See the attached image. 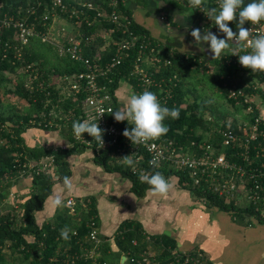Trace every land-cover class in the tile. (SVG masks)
<instances>
[{"label":"trees","instance_id":"1","mask_svg":"<svg viewBox=\"0 0 264 264\" xmlns=\"http://www.w3.org/2000/svg\"><path fill=\"white\" fill-rule=\"evenodd\" d=\"M44 1V5L36 10V14H31L28 11L30 6L27 0H0V4L3 5L0 7V15L4 16V14L9 13L17 18H24L34 24L38 30L46 32L52 18L49 17L46 20L47 26H44V18L40 15L43 11L47 12L51 9V0ZM80 1L92 2L95 5V10H88V15L92 19L97 16V10L104 14V17H99L93 21L92 25H88L85 21L70 20L75 23L76 28L81 30L78 38L81 41L84 57L89 60L95 59L98 65L103 67L115 55L119 43L125 39L126 35L123 34L121 27L115 26L107 19L113 9L112 0H64L68 4L76 5ZM182 3V6L187 7L189 0H184ZM117 9L123 20L130 19L132 21V29L138 33L147 34L152 45L162 51L158 57L165 59L168 56L171 60V64L158 63L150 72L156 78L162 75L172 77V86L174 87L172 99L166 106L170 109H179V119L166 118L165 124L169 131L164 137L176 140L181 145L189 144L191 140L196 138V128L204 123L205 115L208 113L214 116L216 125L239 130L240 126L236 115L243 113L247 105H241L230 99L225 84L245 88L252 93L258 89L254 90L251 85L244 82L241 71L246 68L239 63L238 55H233L232 50H227L210 65L198 57L186 53L174 52L171 55L169 53L170 48L159 45L151 37L149 31L134 20L124 0H118ZM64 16L68 18L66 14ZM237 23L238 17L236 21L228 22L229 27L234 32L238 30ZM112 29L114 32L109 35V31ZM17 42L16 31L6 28L0 22V138L4 139V142L0 143V264H11L8 261L6 249L10 251L9 254L13 255L14 259L17 257L15 255L19 254L20 264H65L63 262L65 249L67 247H71L72 250L79 249L81 240L87 234V220L96 214L93 199L86 200L88 210L85 211L83 207L77 205L76 212L71 213V207L67 206V209L54 222L42 226L36 222V212L43 209L54 183L71 174L67 157L76 151H86V147L76 144L67 150L29 148L23 146L22 134L26 129L35 127L30 122L32 119L47 121L50 117H44L43 113L48 112L51 108L59 110L58 118L64 115L67 117L70 114L69 127L71 129H73L74 121L85 119L81 110L85 93L74 99H64L58 102V98L61 96L60 89L53 82L58 76L71 75L85 70V63L75 61L69 55H60L56 46L43 42L41 38L35 36L25 50V58L28 63L33 65L37 74V78L33 82L34 87L30 88L25 84L27 73L23 70L19 71L22 69V62L14 59L13 47H5L6 43L14 46ZM150 52V48L141 50L140 46H134L124 52V61L115 74L116 82L112 89L114 90L119 86L121 77L128 75L133 62L140 53L147 57L145 54H150ZM4 54L7 56L4 57ZM12 72L18 74L17 79L10 78ZM42 81L45 82L44 85L40 84ZM50 82L53 83L48 85ZM48 92L53 95V99L49 103L47 101ZM15 97L20 98L25 103L22 111L15 103L11 102V99ZM220 98L232 104L235 109L222 110L221 107L224 104L221 103ZM60 104L66 109L67 114L62 112ZM244 118L252 119L253 115H244ZM224 151H229V149H224ZM48 155H53L55 159L53 167L41 171L35 169L24 175L33 178L34 191L18 202L19 209L16 207L1 208L4 199L10 193L13 178L20 176V171L27 169L29 162L33 161L32 159L35 162ZM94 160L109 171L117 170L129 177L133 182V191L140 196L144 195L148 188H151L147 183H142L139 179L140 176L133 174L123 164L113 166L110 163V155L106 151H95ZM155 172L162 173L166 178L170 174H175L180 177V183L193 190L198 197L204 198L225 210H237L234 203H225L207 189L194 186L185 172L168 170L167 167H163L151 169L150 174ZM245 210L252 215L259 211L256 206L248 207ZM259 219L264 222V218L260 217ZM65 226L71 231L74 229L77 231L75 235L69 233V240H64L60 236V230ZM121 230L116 234L115 242L126 256H130V254L150 256L148 250L150 241H148L147 235L139 224L127 222ZM159 240L164 241L165 238H159ZM133 241H136L137 244L134 245ZM156 243L160 245L162 242L156 239ZM101 250L103 259L115 263L116 260L109 256V243H102ZM164 261L162 258L158 262H153L150 259V261L142 264H164ZM169 263L175 264L173 259L169 260ZM76 264L90 263L81 261ZM122 264L134 263L129 260Z\"/></svg>","mask_w":264,"mask_h":264},{"label":"built area","instance_id":"2","mask_svg":"<svg viewBox=\"0 0 264 264\" xmlns=\"http://www.w3.org/2000/svg\"><path fill=\"white\" fill-rule=\"evenodd\" d=\"M34 1V2H33ZM184 1V0H182ZM30 8L28 11L31 14H36V10L44 5V0H27ZM113 9L109 13L107 19L117 27H121L125 39H123L112 59L103 67H100L96 60L85 58L81 48V41L78 38L80 32L76 35H69L66 24L62 21L69 22L75 25L72 19L77 21H85L88 25H92L99 17H104L102 11L97 10V16L92 19L88 15V10L96 9L92 2L80 1L78 5L68 4L64 0H51V9L47 12L43 11L40 15L44 18V26H47L46 20L51 17L52 22L47 31L38 30L34 24H31L24 18H17L9 13L0 15V22L6 28H10L17 33V44L10 46L6 43L5 47H13L14 59L22 62V69L27 73L25 84L27 87L33 88L34 79L37 74L33 65L28 63L25 58L26 46L29 45L33 37H39L43 42H48L57 47L60 55H69L75 61L85 63V70L66 76H58L53 80L60 89V98L58 102L64 99H74L78 95L84 94L81 110L84 120H92L98 122V126L104 129L103 145L93 139L87 133L82 137L77 138L73 129L69 127L70 114L60 116L54 108L43 113V116H49L47 121L32 119L30 122L35 127L50 129V128H69V139L62 143L59 147L54 148L67 150L81 144L86 149L93 151H106L109 153L111 160H114L115 165L122 163V157L130 155L136 162L135 167L124 165L135 175L142 173L150 174L153 168L167 167L168 170L185 172L189 181L197 188L207 189L217 198L225 203H238L244 201L243 208L256 206L259 211L255 214H250L254 221L261 222L260 217L264 218V111L257 104L259 94L249 92L245 88L225 84L227 95L230 99L235 100L241 105H247L244 109V115L251 116L252 119L244 118L239 120V130L218 126L215 124L214 116L211 114L205 115V121L202 125L196 128V138L191 140L189 144L181 145L176 140L167 137H160L154 141H149L147 144L134 145L128 138L123 135L125 128H131L127 121L117 122L112 111L122 108L118 99V88L122 81L130 84V92L142 93L145 89L153 91L157 94L162 105L166 106L172 99V77L161 76L154 77L151 70L158 63L171 64L170 58L158 57L162 52L152 45L147 34H141L132 29V21L130 19L123 20L119 10L117 9L118 0H112ZM3 6L0 4V7ZM189 7H192L188 3ZM212 7L219 8V0H204L202 9H195L199 14L207 19H210L206 14ZM66 14L68 18L63 15ZM211 20V19H210ZM76 21V22H77ZM211 26L214 24L208 21ZM245 28L252 29L253 34L264 32V22L258 25H252L251 22H245ZM205 27H200L201 32H204ZM213 28V27H212ZM190 29V33L191 30ZM239 30L235 31L238 33ZM114 32V29L109 31V35ZM134 46H140L142 49L150 48V54L140 53L133 62V65L128 72L119 80V86L112 89L116 82L115 74L119 67L123 64L126 51ZM242 45L232 43L230 50L238 51L239 54H245L241 51ZM250 51V49H249ZM172 55V50H169ZM7 54H4L6 57ZM238 60L239 57L237 56ZM15 62V61H14ZM158 71V69H156ZM155 70V71H156ZM50 82L48 85H51ZM264 85V80H263ZM44 85L45 82H40ZM257 90L259 86H252ZM262 98V97H261ZM53 95L48 92L47 101L51 102ZM264 101V98H262ZM59 106V104H57ZM103 113V114H102ZM229 149V151H224ZM155 158L157 167H153L149 161ZM30 161L28 168L21 170L19 175L24 176L26 173H31L33 170H46L54 166L53 155L45 156L39 161ZM70 201V203H68ZM67 205L71 207V212H76L78 205L77 200L73 197L67 199ZM83 208L88 210V207L82 203ZM77 234L74 229L71 231ZM151 240L150 237H148ZM102 239L99 233V227L96 216H90L87 220V234L81 240L79 249L72 250L67 247L64 251L63 262L65 264H76L84 261L90 264H122L121 260L110 263L102 258ZM137 244L136 241L133 243ZM126 261L134 264H142L150 261L148 255L130 254L126 256ZM171 258L175 264H213L208 255L200 250L194 251H177L171 254ZM153 261H155L153 259ZM124 262V263H125Z\"/></svg>","mask_w":264,"mask_h":264},{"label":"crops","instance_id":"3","mask_svg":"<svg viewBox=\"0 0 264 264\" xmlns=\"http://www.w3.org/2000/svg\"><path fill=\"white\" fill-rule=\"evenodd\" d=\"M124 2L134 20L146 28L159 45L170 48L172 52L196 56L209 65L214 63L217 57L213 58V54L208 51L209 42L197 44L190 33L191 28L200 29L203 26L206 28L204 32L211 31L219 38H224L225 34L219 31L214 21V26H210V19L198 14L192 7L182 6V0ZM248 2L250 0H245V4ZM66 27L69 35L80 32L73 24ZM201 47L205 51H200ZM227 50L230 48L223 53ZM241 74L246 84L259 86L257 93L264 98V73L252 72L246 68ZM130 88V84L126 82L117 90L122 107L131 94ZM67 131L65 127H30L22 134L23 146L57 148L70 138ZM3 142L4 139L0 138V143ZM94 157L95 151L89 149L73 152L67 157L71 171L69 176L74 180L75 189L72 193L65 194V201L73 197L87 206L86 200L93 199L100 237L103 243H109L111 259L125 261L126 255L115 242V236L122 231L125 223L134 222L139 224L147 239L151 238L148 239L151 259L159 261L162 258L165 260L164 264L169 263L173 252H190L196 249L204 251L213 264H264V222L253 220L246 208H243V200L233 202L237 210H225L184 187L180 183V177L175 174L167 177L174 185L168 195L153 194L151 188H148L140 196L133 191V182L129 177L117 170H107ZM113 161L110 163L114 166ZM12 181L10 193L1 207L19 209L18 202L34 191L33 178L15 176ZM61 182L62 179H59L54 183L50 196L60 189ZM49 197L43 209L36 212V222L40 226L54 222L68 206L65 203L63 207L53 208ZM80 206L83 207L81 203ZM156 239L162 243L158 245ZM165 254L167 255L162 257Z\"/></svg>","mask_w":264,"mask_h":264},{"label":"clouds","instance_id":"4","mask_svg":"<svg viewBox=\"0 0 264 264\" xmlns=\"http://www.w3.org/2000/svg\"><path fill=\"white\" fill-rule=\"evenodd\" d=\"M204 0H189L190 5L195 9H202ZM220 32L225 34L224 38H219L211 31L201 33V30L194 28L191 30V36L195 42H209L208 51L213 54V58L220 57L225 49H229L234 42L242 45L241 51L245 54H239L233 51V55H238L239 63L252 70V72H264V32L253 34L252 29L244 27L245 22H251L252 25H258L264 21V0H250L245 4V0H219V8L212 7L206 14ZM238 17V33L234 32L228 26V22L236 21ZM250 49V51H249ZM200 51H205L201 47ZM183 52V51H182ZM103 114V113H102ZM117 122L127 121L132 127L125 128L123 135L134 145L147 144L166 135L169 131L165 124L166 118L179 119V109L169 108L161 104L157 94L145 89L142 93L132 92L126 100L125 105L119 110L111 113ZM73 132L77 138L87 133L93 139L103 145L104 129L98 126V122L92 120L74 121L72 124ZM122 163L129 167H135V161L130 155L122 157ZM149 163L157 167L155 158ZM142 183H147L151 187L153 194L166 196L174 187L170 179L162 173L153 174L142 173L139 177ZM75 189V183L72 177L64 176L61 187L54 192L49 201L53 208L65 206V194H70ZM70 203V201L68 202ZM71 229L67 226L60 230V236L64 240H69ZM72 235H75L72 232Z\"/></svg>","mask_w":264,"mask_h":264},{"label":"rangeland","instance_id":"5","mask_svg":"<svg viewBox=\"0 0 264 264\" xmlns=\"http://www.w3.org/2000/svg\"><path fill=\"white\" fill-rule=\"evenodd\" d=\"M2 4V3H1ZM62 24H66V25H68V26H70L71 24L69 23V22H66V21H62ZM10 78H15V79H17L18 78V74L17 73H14V72H12L11 74H10ZM122 84H126V82L125 81H122L121 82V85ZM263 99L261 98V97H258V99H256V101H257V104H260V108L264 111V101H262ZM220 101H221V103L222 104H224V106H222L221 107V109L222 110H224V109H228V110H234L235 109V107L234 106H232V104H230L229 102H227V101H225L223 98H220ZM11 102L12 103H15V105L22 111V109H23V107H24V105H25V103L20 99V98H18V97H15V98H13V99H11ZM60 106L62 107V112L64 113L65 112V108L60 104ZM59 111V110H58ZM243 112V111H242ZM64 114H67V112H65ZM244 112L243 113H237V115H236V119L239 121V120H243L244 119ZM229 118H231L232 119V117H229ZM68 129V131H67V133H68V135L67 136H69L70 135V131H69V128H67ZM77 203H78V205H80V203L82 204L83 203V201H78L77 200ZM85 204V203H84ZM2 208V207H1ZM77 208V207H76ZM74 211H72L71 213H73ZM5 252H6V254H7V258H8V261L11 263V264H20L21 262H20V259H19V254H16L15 256H17V257H15V259H14V257H13V255H10L9 253H10V251L8 250V249H6L5 250ZM150 257V256H149ZM151 258V257H150ZM172 258H170V260H171ZM153 260V259H152ZM153 262H156V261H153ZM157 262H158V260H157ZM170 264V263H169Z\"/></svg>","mask_w":264,"mask_h":264},{"label":"water","instance_id":"6","mask_svg":"<svg viewBox=\"0 0 264 264\" xmlns=\"http://www.w3.org/2000/svg\"><path fill=\"white\" fill-rule=\"evenodd\" d=\"M126 258H127V257H126V256H124V260H125ZM124 262H125V261H124ZM124 262H123V263H124Z\"/></svg>","mask_w":264,"mask_h":264}]
</instances>
